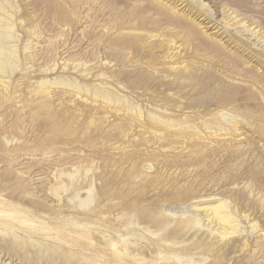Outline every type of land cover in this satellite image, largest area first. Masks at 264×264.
<instances>
[{"label":"rangeland","instance_id":"1","mask_svg":"<svg viewBox=\"0 0 264 264\" xmlns=\"http://www.w3.org/2000/svg\"><path fill=\"white\" fill-rule=\"evenodd\" d=\"M0 199V264H264V0H0Z\"/></svg>","mask_w":264,"mask_h":264},{"label":"bare ground","instance_id":"2","mask_svg":"<svg viewBox=\"0 0 264 264\" xmlns=\"http://www.w3.org/2000/svg\"><path fill=\"white\" fill-rule=\"evenodd\" d=\"M164 14H166V13H164ZM165 16H167L168 18H172V16L171 17H169L167 14L165 15ZM173 21H176V22H178V23H181L180 22V20H178V19H174ZM253 31V30H252ZM259 32V31H258ZM2 199H0V201H1ZM5 204H8V203H6V202H4ZM4 203H0V204H4ZM206 207V206H205ZM208 207V206H207ZM203 208V207H202ZM205 209V208H204ZM218 208H216V211L218 212ZM2 211H4V210H2ZM1 213V212H0ZM220 214V213H219ZM224 218V217H223ZM228 226V225H227ZM233 226V225H232ZM229 229H230V227H229ZM220 230V229H219ZM231 232H234V230L233 231H231ZM230 232L229 231H227V229H226V231L225 232H221V235H222V237H224V236H227L228 234H229ZM231 234V233H230Z\"/></svg>","mask_w":264,"mask_h":264}]
</instances>
